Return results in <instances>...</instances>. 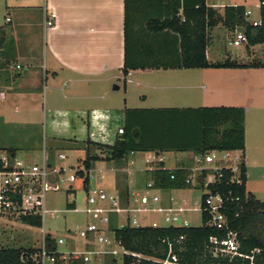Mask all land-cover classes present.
Returning <instances> with one entry per match:
<instances>
[{
    "label": "crops",
    "instance_id": "1",
    "mask_svg": "<svg viewBox=\"0 0 264 264\" xmlns=\"http://www.w3.org/2000/svg\"><path fill=\"white\" fill-rule=\"evenodd\" d=\"M194 2L0 0V11L7 15L5 20L12 21L9 15L16 20L11 28L4 27V40L0 45V127L10 125L26 135H31L37 127L43 135L49 133L42 137L40 149H44L48 162L53 165V151L64 148L53 142L70 145L73 149H84L86 139L112 144L116 135L122 133L118 130L128 122V126L141 127L144 146L155 147L152 150L155 154L179 152L173 166H166L162 158L164 167L180 164L193 170L196 164L191 167L186 162L189 154L194 160L200 158L193 151L158 150L165 147L157 140L159 120L171 114L163 110L241 106L244 109V150L220 152L233 156L243 154L245 188L255 195L254 169L264 170L259 158L264 156V67H177L178 35L171 30L147 28L149 21H161L173 13L182 19L183 7H190ZM213 2L218 4V11L224 4H240L237 0H205V5ZM240 5L246 9L245 4ZM37 12L40 13L39 32L31 24ZM46 19L52 20L50 26H46ZM258 19L260 15L253 20ZM247 20L252 21L248 17ZM209 30L205 50L209 62L224 57L223 60L247 63L230 55L222 56L216 49L210 52ZM37 43L42 47L39 57H27L25 54H33L29 49ZM125 44L128 62L133 66L123 74ZM259 46L264 43L246 47L256 50ZM24 47H29V51ZM253 59L256 58L249 61ZM9 62L18 65L19 71L13 72V64L10 67ZM127 110L130 111L126 115ZM0 147L3 150L14 148L18 156V150L36 151L40 145L33 140L23 146ZM137 152H129L120 164L110 166V177H136L138 169L130 164ZM258 176L264 177V171ZM127 188L130 193V183Z\"/></svg>",
    "mask_w": 264,
    "mask_h": 264
},
{
    "label": "trees",
    "instance_id": "2",
    "mask_svg": "<svg viewBox=\"0 0 264 264\" xmlns=\"http://www.w3.org/2000/svg\"><path fill=\"white\" fill-rule=\"evenodd\" d=\"M264 0H259L260 24L252 25L244 16L243 5H226L220 13L216 8L205 5V0H195L192 5L184 6L182 19L175 13L161 21H149L147 28L150 31L171 30L178 35L180 58L175 64L181 68L196 67H264V62L253 59L247 63H239L226 58L223 61L209 62L205 50L209 42L208 30L219 23L229 30L241 28L246 35V46L264 43ZM126 34V24H125ZM4 26L0 25V45L4 40ZM130 65L126 53L122 67L123 74L127 73ZM130 110L126 111V115ZM163 111L170 112L159 120L160 127L157 133L159 143L165 144L158 150L193 151L200 158L211 151L244 150V109L241 106H203L197 108H172ZM127 117V116H126ZM142 129L139 125L125 123L122 133L116 135L112 144H103L85 140V157L81 159L82 169L74 174L82 179V188L86 191L89 185V169L93 161L113 160L120 161L129 152L152 151L155 147L144 146ZM90 148L98 152H90ZM10 154H15L14 148H6ZM148 173L152 187L155 189H184L193 186L186 182L192 171L177 164L173 168L164 167L162 161H153ZM245 163L238 164V172L234 174L230 168L220 167L216 170L202 169L197 177L198 187L205 192L200 199L199 226L187 227H152L124 225L117 227L111 223L115 237L127 249L144 256L162 260L166 256L165 240L173 242V251L178 264H249L248 258L213 254L209 243L210 236L223 237L227 231L236 233L239 251L250 255L254 248L258 252L252 253L253 264H264V202L255 197L245 188ZM212 179L204 184L207 175ZM196 185V186H197ZM66 189V194L70 193ZM210 193H219L224 201L221 208L225 215L226 225L222 228L206 225L207 214L203 207V198ZM125 203L128 201V188L124 187L121 193ZM67 209H74L75 203L66 201ZM20 222L35 227L41 226L38 215L22 216ZM183 236L180 242H176ZM37 246H0V264H40L32 256L37 252ZM115 264L116 259L110 258ZM78 263H83L76 259ZM136 258L125 255L122 264H133ZM139 264H161L151 259H138Z\"/></svg>",
    "mask_w": 264,
    "mask_h": 264
},
{
    "label": "rangeland",
    "instance_id": "3",
    "mask_svg": "<svg viewBox=\"0 0 264 264\" xmlns=\"http://www.w3.org/2000/svg\"><path fill=\"white\" fill-rule=\"evenodd\" d=\"M233 1L234 0H226V2ZM237 2L240 4H245L246 9L251 10V14L248 15L249 20L259 18V0H237ZM218 9L221 13V8ZM4 16L7 15L3 10H1L0 24H3L5 29L11 28L10 25L13 26V24H16L14 16L9 15L10 17H12L11 22L5 20ZM31 24L36 32L41 31L39 12L35 13V17L32 19ZM236 31L243 30L241 28L229 30L221 23H219L216 27L211 28L209 30V35L211 39V46L209 48V51L213 52L216 49L220 52L222 56L230 55L232 58H235L238 61L248 62L252 58L264 61V46H259L258 48H256V50H252L249 47H246V42L241 43L238 46H234L228 43L232 39L233 34ZM24 48L27 50L29 49V47ZM29 50L33 51V54H25L27 57H39V52H41L42 50L41 43L35 44V46L30 47ZM251 54H253V56H251ZM210 57H212V55H210ZM220 59L223 60L224 57H221ZM8 64L10 67L12 66L11 64H13V72L19 71V67L18 65H15V63L9 62ZM22 67L23 65H21V68ZM47 84L49 85L50 83ZM119 94H122V90ZM134 95H136V93H134ZM31 133V135H26L24 131L16 127L10 125L2 126L0 127V146H6L9 144L23 146L24 144H29V142L33 143V140H37L39 141L40 147H37L38 149H36V151L25 152L24 149H22L21 151L18 150V156L24 161L40 162L42 154V149L40 148H42L43 144L42 137L48 136L49 133H44L43 135L42 130L38 127L36 128L35 132L32 131ZM58 140L59 139L56 138V141ZM44 142L45 144H47V141ZM53 143L58 146H64V148L59 147L55 149L53 151L55 153H53L52 151L50 153H53L54 155H52L53 165L55 167H63L64 170H62L58 174L57 189H49L45 192V205L49 212L46 213L44 217L43 227L45 230L52 231L55 235H62L65 233L64 228H69L72 231H76L77 229L84 228L85 225L91 220V217L83 210L85 207L86 191L82 188V179L74 174L77 169H82L81 159L85 157L86 151L83 148L73 149L70 147V145L59 144L57 142ZM0 150H3L2 147H0ZM90 152H96V149L90 148ZM57 153H63L65 155V158H58ZM212 154L214 155V162L211 163H207L206 161H204L203 158L194 160L193 156L190 154L186 156V162L189 164V166L192 167L194 163L196 164L195 167H192L194 168L192 170L193 186L189 188L163 190L150 188L145 185L149 181V171L145 169L151 167V162L161 157L164 159L166 166H173L176 163V158L179 157V152L175 151H164L163 154H155L154 151H138L132 159L133 163L130 164V166H132L134 169H138V171H136V177L131 178L110 177L112 175V171L109 169V167L115 165L116 163L120 164L122 160L93 161L89 169L88 188H101L107 195H113L116 193L120 198L121 206L126 208L129 206V212L121 213L120 215L122 216L127 215L131 218L137 217L141 220L157 221L161 223L162 212L156 210L158 206L181 207L182 212L179 213V217L182 219H186L189 223V226H199L201 224L199 209L200 199L201 195L205 192L204 188L198 187L197 185L198 179H200L197 177L199 173V167H217L224 164L223 162L219 161V159L222 158L225 153L220 151H214L212 152ZM227 158L232 160L233 155L229 154ZM259 158L261 161V165L264 166V156L260 155ZM262 171L264 170H261L260 168L254 169L253 173L255 177H253L254 181L252 186L256 188V198L264 202V177L258 176L260 175V173H262ZM69 175L73 177L72 181L67 180V177ZM211 179L212 177H205L203 181L206 182L207 180L210 181ZM128 183H130L132 189L130 193L128 192V201L125 203L121 193L124 192V187L127 186ZM67 188H70L72 190L68 194H66ZM142 195H145L148 198V202L146 204H142L140 202V197ZM154 195L157 196V201L152 200V197ZM66 201H73L77 209H67L65 205ZM143 208H145L146 212L142 210ZM52 211H54L53 217L50 216V213ZM115 219V216H113L112 221L114 224ZM40 228L41 227H27L19 220H12L11 222L7 223L0 221V246H37ZM61 248H64V246H61ZM109 259L110 258H106L105 260H103L102 263L98 261H94L91 263H78L77 261H72L64 264H111ZM115 264H120V261H116Z\"/></svg>",
    "mask_w": 264,
    "mask_h": 264
},
{
    "label": "built area",
    "instance_id": "4",
    "mask_svg": "<svg viewBox=\"0 0 264 264\" xmlns=\"http://www.w3.org/2000/svg\"><path fill=\"white\" fill-rule=\"evenodd\" d=\"M226 5L237 4H224L222 8ZM259 5L260 3L258 4V9ZM209 6L217 8L218 4L213 2ZM250 14L251 10L245 9L244 16L246 20ZM248 22L256 25L260 24V19ZM45 24L46 26H50L52 20L46 19ZM246 41L245 33L243 31H236L228 43L238 46ZM118 132L121 133L122 129H119ZM212 152L214 151L207 153L203 158L207 163L214 162ZM57 157L63 159L65 155L63 153H57ZM227 157L228 154H225L219 159V161L224 163L221 166H201L199 167V172L204 168L216 170L224 166L230 168L234 174H237L238 164L242 160V155L233 156L232 160ZM154 161H162V158L160 157ZM62 170H64L63 167H55L48 162V157L44 149L40 162L24 161L16 154L12 155L6 150H0V221L5 223L11 222L12 220L20 221L22 216L38 215L40 217L41 228L37 243L38 249L32 256V259L40 264H61L72 262L76 259H80L83 263H91L94 261L102 263L106 258H114L122 264L123 257L130 255L136 258L133 264H139L138 259L140 258L151 259L161 264H178L171 240H165V258L157 260L127 250L115 237L110 225L113 223L112 217L115 216L114 225L117 227H122L127 224L134 227L144 225L152 227H187L189 226L188 221L179 217V213L182 212L181 207L158 206L156 210L162 212L161 223L141 220L137 217L131 218L127 215H120L123 212H129V206L127 208L121 206L120 198L116 193L107 195L101 188H88L86 190L85 207L83 210L91 217V220L84 228L77 229L76 231L64 228L65 233L62 235H55L52 231L45 230L43 221L46 213L49 212L45 205V192L49 189H57L58 174ZM72 179L73 177L71 175L67 177L68 181H72ZM186 182L193 184L192 174L186 179ZM145 185L153 188L150 180ZM152 200L157 201V196L154 195ZM223 201L224 199L219 193L207 192L202 203V208L207 214L206 225L217 228H222L226 225L225 215L221 211ZM140 202L146 204L148 198L142 195ZM74 209H77L76 206ZM142 210L146 212L145 208ZM53 213L54 211L50 213L51 217L54 216ZM25 225L27 227H35L28 224ZM182 238L183 236H179L176 242H180ZM208 240L212 246L213 254L219 253L222 255L245 257L248 258L249 264H253L252 253L259 251L258 248H254L250 255L242 254L238 248L239 243L236 233L233 231H227L223 237L216 235L210 236ZM61 246H64V248H61Z\"/></svg>",
    "mask_w": 264,
    "mask_h": 264
}]
</instances>
